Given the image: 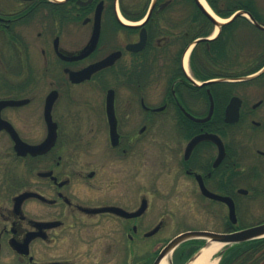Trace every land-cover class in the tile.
<instances>
[{
    "label": "flooded vegetation",
    "instance_id": "flooded-vegetation-1",
    "mask_svg": "<svg viewBox=\"0 0 264 264\" xmlns=\"http://www.w3.org/2000/svg\"><path fill=\"white\" fill-rule=\"evenodd\" d=\"M261 27L195 0H0V262L155 264L264 224Z\"/></svg>",
    "mask_w": 264,
    "mask_h": 264
},
{
    "label": "water",
    "instance_id": "water-1",
    "mask_svg": "<svg viewBox=\"0 0 264 264\" xmlns=\"http://www.w3.org/2000/svg\"><path fill=\"white\" fill-rule=\"evenodd\" d=\"M196 2H197V4L199 5L200 8H202L208 15H210L206 11V9L203 7V5L200 3L199 0H196ZM243 14H247L249 16V19L251 20V22L253 24H255L256 26L261 27L251 15H249L247 12H244V11H239L238 13L233 15L232 19L229 22L233 21L235 18H237L238 16L243 15ZM214 22L218 26H222V25L226 24V23L217 22L215 19H214ZM229 22H227V23H229ZM261 28H263V27H261ZM107 65H108L107 62H103V63L97 64L91 70H88L87 72H93L95 70H99L101 68H104ZM246 79H250V77H248ZM108 104H109V106L111 108L113 107V99H112L111 93L108 96ZM228 113H229V110H228ZM211 115H212V112L210 113L209 117L206 120H209ZM198 121H200V120H198ZM215 138H217V136L212 135V134H204V135L198 136V138L195 139L192 144L194 146L199 141H201L203 139H213V140L217 141ZM229 202H230V200H229ZM232 215H234V207H233V205L231 206V216ZM262 238H264V224H261V225H258V226L252 227V228H248V229H245V230H242V231H238V232H235V233H228V234L227 233L220 234V233H213V232H207V231L186 232L184 234H181V235L177 236L176 238H174L172 241H170L166 245V247L163 249L161 254L158 256L157 261H156L155 264H161V262L165 258H168V256H170L173 253V251L179 245H181L182 243H184V242H186L188 240H192V239H203V240L206 241V244L190 260V262L188 264L194 263L198 259V257L201 255V251L204 248L209 247L213 243L222 244L223 245L222 248L224 249V248H229V247H231V246H233L235 244H241V243H245V242L253 241V240H257V239H262ZM223 249H222V251L220 253H222L224 251ZM168 264H171V263L168 262Z\"/></svg>",
    "mask_w": 264,
    "mask_h": 264
},
{
    "label": "trees",
    "instance_id": "trees-1",
    "mask_svg": "<svg viewBox=\"0 0 264 264\" xmlns=\"http://www.w3.org/2000/svg\"><path fill=\"white\" fill-rule=\"evenodd\" d=\"M213 9L221 8L219 0H208ZM223 6L231 11L225 16L228 17L234 10H245L253 16L257 9L255 0H225ZM257 18V16H254ZM248 22V21H247ZM220 264H264V238L235 244L222 255Z\"/></svg>",
    "mask_w": 264,
    "mask_h": 264
},
{
    "label": "rangeland",
    "instance_id": "rangeland-1",
    "mask_svg": "<svg viewBox=\"0 0 264 264\" xmlns=\"http://www.w3.org/2000/svg\"><path fill=\"white\" fill-rule=\"evenodd\" d=\"M225 0H219V4L221 5V6H223V2H224ZM256 1V4H257V9L258 10H262V13L264 14V0H255ZM190 5H189V3H187V1H185V5H183V7H189ZM249 33V32H248ZM33 34H34V32H33ZM32 34V35H33ZM250 38H251V40H250ZM252 40H254V37H253V35L250 33L249 35L247 34V43H246V46H248L249 45V42L251 41V43H250V45L252 46ZM253 46H255V45H253ZM247 50H248V48H247ZM34 65H36V70L38 71H42V70H44V66L42 65V62H41V59L39 58V59H37L36 60V63H33ZM104 89V88H103ZM93 101H96V100H92V102ZM165 136H172V133L169 131L168 133H165ZM198 212V211H197ZM202 214V213H201ZM185 215H187V213L185 214ZM204 215V214H203ZM199 218V217H198ZM210 217H207L206 215H204V216H202L201 217V219H195V218H193L192 220L193 221H191V225L192 226H199V225H202V224H206L207 226H209V227H213V228H215L216 227V225H215V222H214V220L213 219H209ZM174 228V227H173ZM177 230L176 229H173L172 231H171V233L170 234H167L168 236H172L173 234H174V232H176ZM3 258H5L6 260H9V258L10 259H12V257H11V255H9L8 253H4V255H3ZM2 261H4V259H2ZM219 262H220V259H219ZM0 264H5V263H1L0 262ZM11 264H17L16 262H12L11 261Z\"/></svg>",
    "mask_w": 264,
    "mask_h": 264
},
{
    "label": "bare ground",
    "instance_id": "bare-ground-1",
    "mask_svg": "<svg viewBox=\"0 0 264 264\" xmlns=\"http://www.w3.org/2000/svg\"><path fill=\"white\" fill-rule=\"evenodd\" d=\"M202 5L212 14L213 11L211 10V8L209 7L208 3L206 2V0H199ZM214 14V13H213ZM219 21H223L221 19H217ZM222 244H217V243H213L212 245H210L209 247L204 248L201 251V255L198 257V259L192 263V264H218L219 259L216 257V254L220 251V249L222 248ZM161 264H168L167 262V258H165Z\"/></svg>",
    "mask_w": 264,
    "mask_h": 264
}]
</instances>
